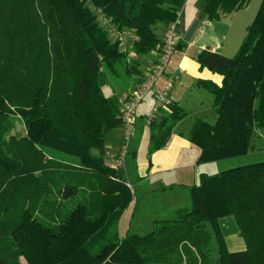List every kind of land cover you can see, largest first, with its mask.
I'll list each match as a JSON object with an SVG mask.
<instances>
[{
	"label": "trees",
	"instance_id": "1",
	"mask_svg": "<svg viewBox=\"0 0 264 264\" xmlns=\"http://www.w3.org/2000/svg\"><path fill=\"white\" fill-rule=\"evenodd\" d=\"M186 2L0 0V264H171L173 247L194 248L185 264H264V159L200 173L191 205L175 213L185 223L180 229L165 225L157 239L120 229L133 193L124 166L106 157L110 132L122 127V100L105 95L103 86L106 76L120 77L129 65L119 35L132 38L136 54L155 51L163 40L157 25L176 21ZM250 2L204 0L200 10L218 20ZM197 58L223 76L221 85L203 83L214 95L216 122L197 118L188 132L201 148L198 163L248 154L254 131L264 128V0L236 55L204 49ZM187 114L172 102L170 112L151 120L150 154L167 145ZM47 150L88 177L61 172L52 182L59 164H73ZM27 151L39 152L52 168L40 167ZM84 181L88 198L70 207L73 196L66 198ZM48 183L55 185L54 200L44 195ZM227 216L244 249L230 250L221 222ZM213 239L215 262L208 256Z\"/></svg>",
	"mask_w": 264,
	"mask_h": 264
},
{
	"label": "rangeland",
	"instance_id": "2",
	"mask_svg": "<svg viewBox=\"0 0 264 264\" xmlns=\"http://www.w3.org/2000/svg\"><path fill=\"white\" fill-rule=\"evenodd\" d=\"M261 1L262 0H251L249 5L241 9V11H239V13L235 15L233 21H231V24L234 25L231 28L228 27L229 25L228 20H231L232 16L229 17V19L227 20L221 19L222 23H220V25L218 26L217 28L218 32L216 31V35L226 34V40H223L224 42L223 48L226 55L234 56L238 53L241 45L240 43L243 41L242 39L244 35H246L248 32V30L244 28V26L246 25L245 23H247L251 17L253 18V16L256 15L255 13H257L258 11ZM200 2L201 0H189L188 2H186L187 15L185 17L189 15L190 18L195 12H197L202 18L201 21L204 22L205 19L208 20V17L205 15V13L200 10L201 8H199ZM179 19L181 25L182 17H180ZM196 20L197 19L191 22L189 28L194 24ZM214 22H218V21L215 20ZM202 26L203 23L201 22L189 42L192 43L195 40H199L203 42L204 39L209 38L211 33L209 28H206L204 32V36L202 37L199 36ZM179 27H180V34L181 36H183L181 26ZM189 42H187V44ZM177 48L178 47H176V50ZM153 52L155 53V51ZM121 72L122 75L120 77V80L115 79L114 75L110 74V76L112 75L113 77V79H111L112 83L109 81V79L107 80L109 75L106 76L107 83L109 84L108 86L107 85L103 86V91L105 95H112L114 93L112 89L113 88L115 89V86L113 84H115L116 82L117 85L118 82L124 80L125 78V76L123 75L124 72L123 71ZM162 79L163 78H160L159 82L162 81ZM118 94H121L120 90H118ZM208 100L209 99L206 98L205 100L206 107H204L203 110L194 108L192 111L189 112V117L186 119V121L183 124V127H185L187 131H189L195 119L198 117H203L207 119L209 122L214 123L216 110L213 108V106H211V101L208 102ZM143 104H145V107L141 106L140 107L141 110H145L148 109V107H150L149 105L150 103H148L147 98H145ZM136 120L137 121H135L133 125V129L131 131V136L127 142L126 140H124L125 133L123 127H118L113 129L110 132V136H109V143L112 144V146L114 147V149H116V152L118 153L120 152L122 146L127 143V147H126L127 149L122 165L124 166L126 172V179H127L126 182L131 188V191L133 193V200L129 208L125 211L122 217L120 229L122 234H125V231H129L130 234H138L139 236L152 234L154 235L153 236L154 239H157L161 234V231H164L163 226L165 225L168 226L170 229H172V227L180 229L181 226L178 225L185 226L184 221H177L175 213L179 208H184L191 205L189 190L191 189L192 186H188V187L174 186V187L164 188L160 184H154V179H148L144 175H142V170L139 169L138 164L141 161H147L149 158V138H150L151 129L147 124H145L146 123L145 116L139 114L136 116ZM16 123H17L16 128L19 131L18 133H20L21 128L23 126V122L17 119ZM254 134L255 136L253 137L252 140L253 147L250 148L248 154L236 156L232 158H226L219 161H204L200 163L197 162L199 158L195 154L192 157L193 160L190 161L195 166L193 168H188L187 169L188 172H192V170L195 171V169L198 168L202 172L208 174L211 173L215 174L223 170L235 167L237 165H242L245 163H250L256 160L264 159V128L256 129L254 131ZM47 152L48 154L51 155V157H53V159L58 161L60 160L59 163H61V161H67L73 164V166H70L68 163L59 164L61 165L60 169L62 170H59V172L55 175L49 174V171H47L46 175H52V177L54 178L53 179L51 177L52 182L60 181L61 172L72 174L70 177L75 176L76 180H81L83 176L88 175L85 174L87 173V171L77 167L78 165L77 163L73 162L72 160L66 157H63L61 153L50 152L48 150ZM108 152L110 153L109 150ZM111 152L113 151L111 150ZM27 154H29L32 157V161L36 162L38 165H40V167L45 169H49V167H51L46 165L45 158L43 159L39 152L27 151ZM106 159L110 163H114L115 161L114 158L109 155L106 157ZM65 165L68 166L65 167ZM87 177L88 176H86L85 179ZM87 181H84L83 184H76L79 187L78 191H76V193H73L71 195L69 194V196L66 198V199H70L71 196H73V199L69 204L70 207L71 206L73 207L78 203H84L83 201L88 198L90 187L88 186ZM9 188H11V186ZM55 191H56L55 185H53L52 183L50 184L48 183L47 187L44 190V195H47L48 201L55 199L56 197L54 194ZM221 221L223 225V232L225 234V238L230 249L237 250L240 248V246L242 247L243 239L239 235L237 223L235 222L234 217L227 216L224 217ZM152 245H155L153 241L150 246ZM211 245L212 248L208 252V256H210L211 259L214 260L215 262L217 258L216 242L214 241V243ZM195 255H196V251L194 250V248H192V250L189 251V248L183 249L182 247L179 248L173 247L168 251V256L171 264H185L187 259L190 262L192 257Z\"/></svg>",
	"mask_w": 264,
	"mask_h": 264
},
{
	"label": "crops",
	"instance_id": "3",
	"mask_svg": "<svg viewBox=\"0 0 264 264\" xmlns=\"http://www.w3.org/2000/svg\"><path fill=\"white\" fill-rule=\"evenodd\" d=\"M188 1L189 0H187V2ZM203 1L204 0H201L199 8H201ZM186 8L187 4L184 6L181 19V30L183 36L188 30L191 22H193L195 19H200V23H203L202 29L199 33L200 37L204 36L206 28H209L211 31L209 38L204 39V41L202 40L203 42L195 40L192 43H184L182 47L179 46L177 50L173 53L170 59V63L168 65V72L172 73L174 76L177 77L176 84L171 91L172 102L173 104L184 108V110H186L188 114L184 119H182L175 125L174 131L167 145L159 150L154 151L152 154L149 153L148 160L141 161L138 164L139 169L142 170V175H144L148 179H154V184H160L164 188L174 186H193L195 183L198 182L200 173H203L198 168H196L195 171L192 170V172H188L187 170L188 168H193L195 166L190 161L193 160L192 157L195 154L199 158L201 154V148L190 140L188 136L189 131H187V129L183 127V124L189 117V112L192 111L194 108L203 110L204 107H206V98L209 99L208 102L211 101V106H213L214 108V95L212 94L209 87L204 85L203 83L205 81H208L221 85L223 80V76L220 73L213 72L208 67L202 66L197 58L198 54L204 49H210L226 54L223 48V40H226V34L216 35L217 28L220 23H222L221 19L216 20L218 22H214L215 20L205 19L203 22L201 21V16L197 12H195L190 18L189 15L185 17L187 15ZM239 11L233 13L230 16L222 18L223 20H227L229 19V17L232 16L231 20H228L229 28L234 26L233 24H231V21H233V18L235 17V15H237V13H239ZM254 17L255 15L253 16V18L251 17L247 23H245L246 25L244 26V28L246 30H248L249 25L253 22ZM165 29L166 27L164 25L158 24L156 31L158 34L163 36ZM245 36L246 35H244V37ZM127 37L128 36H126V45L127 49L129 48V52L126 62L129 65L128 68H125V70L123 69V75L125 76L124 80L118 82L117 85L115 82V84L113 85L115 86L116 90L114 88L112 89V91L114 92L113 94H118V90H120L121 94L119 95L121 97V100L128 96L132 92V90L140 83L142 75L147 70H149L153 62L157 59V52L154 53L153 51L145 55L136 54L133 49H130L131 43L129 42V40H131L132 38L130 39V37ZM114 77L115 79L120 80L121 76L116 77L114 75ZM108 79L112 83V75H109L107 80ZM164 79L165 78L163 77L162 81H160L159 84H162ZM108 84L109 83H107L106 85L108 86ZM146 98L148 99V103H150V107L145 110L140 109L141 106L145 107V104H143V102L145 101L144 100L138 107L137 115L140 114L142 116H145V124L150 127L149 122L147 121V117L152 112L154 104L153 93H150V95ZM198 118L207 120L203 117ZM217 118L218 115L216 113L214 122H216ZM107 149L110 151L109 154L114 158V162H116L118 157L117 154L119 153L116 152V149H114V147L110 143H108ZM111 150L113 152H111ZM245 247L246 245L243 240L242 247L240 246V248L237 250L244 249Z\"/></svg>",
	"mask_w": 264,
	"mask_h": 264
},
{
	"label": "built area",
	"instance_id": "4",
	"mask_svg": "<svg viewBox=\"0 0 264 264\" xmlns=\"http://www.w3.org/2000/svg\"><path fill=\"white\" fill-rule=\"evenodd\" d=\"M182 9L177 13V20L171 22L166 27L163 33L162 43L159 48L155 50V52H157L156 61H154L149 70L142 75L140 83L122 100L121 120L125 133L124 140H126V142L131 136V131L138 114V107L150 93H153L154 104L151 114L147 117L149 123L162 112L171 111V91L176 84L177 77L168 72V65L181 38L179 18L182 17ZM105 21L108 20L105 18ZM119 36L121 45L125 48L127 44L126 35L120 34ZM163 77L165 78L163 83L159 84L160 78ZM126 147L127 143L122 146L119 152V157L116 160L117 164L123 163Z\"/></svg>",
	"mask_w": 264,
	"mask_h": 264
},
{
	"label": "water",
	"instance_id": "5",
	"mask_svg": "<svg viewBox=\"0 0 264 264\" xmlns=\"http://www.w3.org/2000/svg\"><path fill=\"white\" fill-rule=\"evenodd\" d=\"M200 24V20L197 19L194 24L187 30V32L184 35V40L189 42L194 34V32L197 30L198 26Z\"/></svg>",
	"mask_w": 264,
	"mask_h": 264
}]
</instances>
